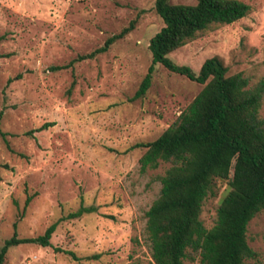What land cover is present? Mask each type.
I'll use <instances>...</instances> for the list:
<instances>
[{"label": "rangeland", "instance_id": "374dc122", "mask_svg": "<svg viewBox=\"0 0 264 264\" xmlns=\"http://www.w3.org/2000/svg\"><path fill=\"white\" fill-rule=\"evenodd\" d=\"M154 1L0 0V123L8 141L0 136V247L14 230L35 237L57 223L50 245L12 246L3 264L152 261L146 211L169 164L141 172L145 148L132 146L159 136L202 88L157 64L147 93L132 98L151 62L149 39L163 25ZM241 1L250 5L246 16L210 26L169 57L197 73L217 55L249 85L264 79V0ZM131 22L105 52L79 58ZM45 122L54 124L26 134ZM228 188L215 179L204 199L207 228ZM81 205L96 210L69 216ZM247 242L257 256L243 264H264V211L249 221ZM184 264H200L199 257Z\"/></svg>", "mask_w": 264, "mask_h": 264}, {"label": "trees", "instance_id": "16d2710c", "mask_svg": "<svg viewBox=\"0 0 264 264\" xmlns=\"http://www.w3.org/2000/svg\"><path fill=\"white\" fill-rule=\"evenodd\" d=\"M154 7L163 25L149 39L151 62L132 98L147 93L157 64L202 88L159 136L132 146L145 148L139 158L141 172L169 164L159 176V194L146 211L145 232L152 257L148 264H184L194 256L200 264H243L257 256L247 242L248 223L264 211V116L260 115L264 79L249 85L241 72L228 74V67L217 55L206 58L196 73L175 63L168 54L214 24H229L246 16L250 5L241 0H197L193 4L155 0ZM133 27L131 22L79 58L105 52ZM1 117L2 111L0 121ZM53 124L45 122L26 134ZM6 135L0 123V136L8 145ZM215 179L226 180L229 188L218 203L214 223L207 228L200 215L204 199L213 193ZM31 198L27 196L25 207ZM93 210V206L81 205L69 216ZM56 225L50 224L35 237H18L14 230L0 247V264L12 246L50 245ZM66 253L75 257L71 251Z\"/></svg>", "mask_w": 264, "mask_h": 264}]
</instances>
